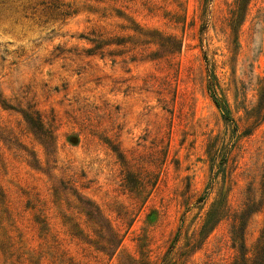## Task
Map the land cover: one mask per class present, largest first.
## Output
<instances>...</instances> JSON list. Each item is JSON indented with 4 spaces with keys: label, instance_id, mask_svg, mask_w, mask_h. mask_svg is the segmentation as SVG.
I'll use <instances>...</instances> for the list:
<instances>
[{
    "label": "rangeland",
    "instance_id": "1",
    "mask_svg": "<svg viewBox=\"0 0 264 264\" xmlns=\"http://www.w3.org/2000/svg\"><path fill=\"white\" fill-rule=\"evenodd\" d=\"M263 91L264 0H0V264H163L181 230L179 260L221 199L187 264H234L250 202L253 257Z\"/></svg>",
    "mask_w": 264,
    "mask_h": 264
},
{
    "label": "trees",
    "instance_id": "2",
    "mask_svg": "<svg viewBox=\"0 0 264 264\" xmlns=\"http://www.w3.org/2000/svg\"><path fill=\"white\" fill-rule=\"evenodd\" d=\"M211 79L214 78L213 73H210L209 75ZM210 88V94L213 99L214 104L216 105L217 109L220 111L223 120L233 125V133L238 131V126L236 125L234 119L231 116V111L229 109L228 104L223 99L219 98L217 95V91L214 88L213 82H210L209 85ZM260 104L264 107V91L260 98ZM250 130L246 131L243 136H249ZM225 166V163H221V165L218 168H223ZM222 171H218L216 175L218 176ZM215 179V178H213ZM214 183V182H213ZM208 193V192H207ZM206 200V197L203 198V201ZM262 208V204H259L256 206L255 203H246L244 204V209H242L241 212L235 213V218L233 220L232 224V240L236 244L239 241L242 242L241 244V257L234 262V264H264V230L257 241L256 247H255V253L253 254V257H248V250L245 246V233L247 229L248 222L250 220V217L258 212ZM88 213V216L90 220L94 221L96 224L101 225L102 229H107L108 233L105 235L106 237H109L110 239L107 241V244L111 247L110 249H116L120 243L121 240L119 239L118 235L111 231V229L106 225L101 213L98 209L92 207ZM232 208L229 205L228 201L226 199H221L219 201H216L209 212L206 215V219L201 226L200 232L198 233V238H196V235H193L192 242L193 245L191 246V243H189L186 247L189 248L181 255V259L174 260L173 251L177 245V243L180 241L181 238V230L180 233L177 235L174 245L169 250L168 254L164 258L163 264H187L188 260L198 251L201 250L204 244L206 243L210 233L214 231V229L221 223V221L229 215ZM109 228V229H108ZM103 252L105 250H102ZM182 258H185L184 261L181 262Z\"/></svg>",
    "mask_w": 264,
    "mask_h": 264
}]
</instances>
